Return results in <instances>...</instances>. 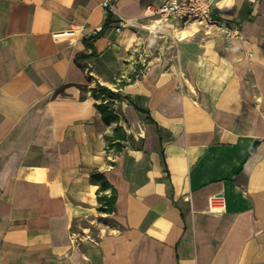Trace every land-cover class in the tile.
I'll list each match as a JSON object with an SVG mask.
<instances>
[{
	"label": "crops",
	"instance_id": "obj_1",
	"mask_svg": "<svg viewBox=\"0 0 264 264\" xmlns=\"http://www.w3.org/2000/svg\"><path fill=\"white\" fill-rule=\"evenodd\" d=\"M102 1L0 0V264H264V0H217L239 37L180 41L171 25L117 31L164 0H113L112 16ZM99 82L122 94L121 153L83 92Z\"/></svg>",
	"mask_w": 264,
	"mask_h": 264
},
{
	"label": "built area",
	"instance_id": "obj_2",
	"mask_svg": "<svg viewBox=\"0 0 264 264\" xmlns=\"http://www.w3.org/2000/svg\"><path fill=\"white\" fill-rule=\"evenodd\" d=\"M216 2L217 0H164L160 3H149L146 15L148 21L120 16L116 19V28L118 32L127 27L144 28L151 33L165 36L167 26L171 25L175 32L174 38L180 41L187 36L186 30L190 27L209 30L213 26H218L225 31L228 38L239 37L242 33L241 27L222 21L215 11ZM101 5L105 15L112 16L115 13L116 6L113 0H103ZM249 54L251 55V52ZM185 199L191 200L190 194ZM209 202L212 210H221L225 205L223 197L218 194L212 196Z\"/></svg>",
	"mask_w": 264,
	"mask_h": 264
},
{
	"label": "trees",
	"instance_id": "obj_3",
	"mask_svg": "<svg viewBox=\"0 0 264 264\" xmlns=\"http://www.w3.org/2000/svg\"><path fill=\"white\" fill-rule=\"evenodd\" d=\"M98 38V35L92 36L87 40V44L90 47H93V41ZM89 55H79L76 58V61L85 67L86 60ZM135 78V76H134ZM133 78V79H134ZM123 84H126L123 82ZM90 91L92 95L99 100L96 103V106L102 113V119L107 125H111L114 122H117V125L111 130V132L105 133L106 135V148L109 153H121L126 148V143L135 141V137L127 133L124 126L120 122V110L115 105L117 100H121L122 94L119 91L112 90L106 85L101 84L100 82L93 87H85L83 92ZM111 164H115L113 161H109ZM92 181L98 184V211L103 214H114L117 207L118 199V190L111 183L109 177L106 175L105 171H101L98 168H95L91 172ZM100 221L107 220L104 217H99Z\"/></svg>",
	"mask_w": 264,
	"mask_h": 264
},
{
	"label": "water",
	"instance_id": "obj_4",
	"mask_svg": "<svg viewBox=\"0 0 264 264\" xmlns=\"http://www.w3.org/2000/svg\"><path fill=\"white\" fill-rule=\"evenodd\" d=\"M258 143H259V139L254 140V142H253V146H252V148H251L252 151H255V149H256L257 146H258Z\"/></svg>",
	"mask_w": 264,
	"mask_h": 264
},
{
	"label": "rangeland",
	"instance_id": "obj_5",
	"mask_svg": "<svg viewBox=\"0 0 264 264\" xmlns=\"http://www.w3.org/2000/svg\"><path fill=\"white\" fill-rule=\"evenodd\" d=\"M105 222H108V223H110V224H113V221L112 220H109V219H107V220H104Z\"/></svg>",
	"mask_w": 264,
	"mask_h": 264
}]
</instances>
